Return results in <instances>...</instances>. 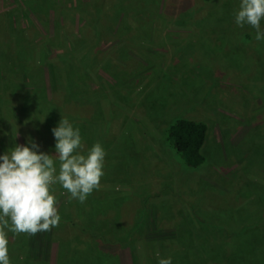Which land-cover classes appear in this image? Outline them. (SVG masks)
Instances as JSON below:
<instances>
[{"label": "rangeland", "instance_id": "374dc122", "mask_svg": "<svg viewBox=\"0 0 264 264\" xmlns=\"http://www.w3.org/2000/svg\"><path fill=\"white\" fill-rule=\"evenodd\" d=\"M104 1L98 18L92 0H33L30 9L0 0V154L31 138L54 155L50 130L69 119L85 151L104 147L105 175L82 204L53 186L57 227L74 218L113 244L143 229L112 258L79 253L78 243L60 256L56 227L26 234L27 255L17 256L9 232L11 264H142L145 243L172 252L186 229L188 248L195 240L229 264H264V42L235 25L239 0ZM177 118L208 128L196 170L164 140ZM60 229V239L73 237Z\"/></svg>", "mask_w": 264, "mask_h": 264}, {"label": "clouds", "instance_id": "9594fccd", "mask_svg": "<svg viewBox=\"0 0 264 264\" xmlns=\"http://www.w3.org/2000/svg\"><path fill=\"white\" fill-rule=\"evenodd\" d=\"M233 17L237 27L249 26L254 39L264 42V0H239ZM50 131L54 155L41 151L31 138L0 154V264H11L9 232L34 236L58 226L54 185L81 204L101 186L106 157L102 144L96 142L85 151L79 127L67 118ZM158 264H172V258H159Z\"/></svg>", "mask_w": 264, "mask_h": 264}, {"label": "trees", "instance_id": "16d2710c", "mask_svg": "<svg viewBox=\"0 0 264 264\" xmlns=\"http://www.w3.org/2000/svg\"><path fill=\"white\" fill-rule=\"evenodd\" d=\"M103 3L105 4L104 0L103 1L92 0V2H90L91 7L96 9L95 16H97L98 18H100L103 14V8H102ZM117 4L118 3H116L115 8L118 6ZM98 18H92L89 20V22L92 23V28L99 26L97 25L98 22L100 21ZM245 34L247 33H244L243 35ZM42 60L44 61V59ZM71 66H72L71 64L67 66L69 68V72L71 70ZM66 74H67L66 75L67 80L69 78L71 79L72 76L69 77V73H66ZM6 79L10 80V78H6ZM67 82H72V80L70 81L68 80ZM14 88H15V91L17 90L21 92L20 87H17L15 85ZM26 92L30 93L31 90H26ZM70 93H71L70 91H67V94L66 93L65 94L69 97ZM74 93H75L74 96L78 95L76 89H74ZM18 125L19 124H15L16 127ZM207 131H208V128L206 124H204L203 122L184 119V118H177L173 120L165 128L163 135H164V138H165L164 140L167 146H169V148L172 149L175 155L182 162L183 166L189 170H196L200 166H202L205 162V158L202 154V149L205 144ZM23 136L25 137V139L28 138L26 134H23ZM71 220H72L71 222H66L64 224H61L62 226L60 228L64 230V232H62L63 234L66 233L70 235L71 233L73 234V237L71 236L70 238H67L65 240L60 239V236L58 235L57 232L58 230H61V229L58 227H56L53 232L54 233L53 242H55L54 244L56 245L59 244L57 254L59 255L61 254L60 256H62V254L64 253L60 247L65 246L67 244H71V243H78V246H75V249L79 253L96 256L98 258H101V257L112 258L111 255H112L113 246H115L117 249L128 248L129 246L137 242L135 237L143 229V228L141 229L139 228V230H137V233H134L132 236H129V238L122 239L120 243L113 244V240L111 238H108V239L104 238L103 234L105 233L103 232V229H101V227H96V226L88 227L84 224L80 225L78 222H76V219L74 218ZM66 230H68V232H66ZM188 235H189V230L187 229L183 230V234L181 230H178V233L175 238L176 248H174L172 252L169 250H166V247H164V244L161 242L160 243H145L144 248L147 246L146 251H143V250L138 251L139 261L142 264H158V259L164 258V257H171L172 264H229L228 261H232L230 258H227L225 260L220 259V256L218 257L219 252L217 255L216 247H213L214 245H211V246L198 245L197 246V245H194V242H195L194 240L193 244L191 245V248H188V244H190V242L186 239ZM182 236H183V239L185 238L184 240L182 239ZM26 239H27L26 234L16 235L18 246L16 245V250L14 252L15 254H17V256L24 255L26 257L27 255V247L25 245ZM80 242H84V243L86 242L89 245L92 244L93 247H91L90 245V248H88V245L86 244V247L84 248L81 246ZM106 247H110L111 249L103 250ZM169 252L171 253L168 255ZM157 253H159V257L157 256ZM114 254L118 256V253H116L115 251H114Z\"/></svg>", "mask_w": 264, "mask_h": 264}, {"label": "crops", "instance_id": "0c3cea01", "mask_svg": "<svg viewBox=\"0 0 264 264\" xmlns=\"http://www.w3.org/2000/svg\"><path fill=\"white\" fill-rule=\"evenodd\" d=\"M22 2H26V6L28 7V9H30V5L32 4L33 0H20Z\"/></svg>", "mask_w": 264, "mask_h": 264}]
</instances>
